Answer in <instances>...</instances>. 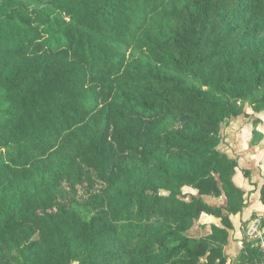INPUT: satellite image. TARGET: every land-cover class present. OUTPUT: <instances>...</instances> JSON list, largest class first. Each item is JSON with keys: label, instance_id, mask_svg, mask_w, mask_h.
<instances>
[{"label": "trees", "instance_id": "trees-1", "mask_svg": "<svg viewBox=\"0 0 264 264\" xmlns=\"http://www.w3.org/2000/svg\"><path fill=\"white\" fill-rule=\"evenodd\" d=\"M247 102L264 0H0V264H225Z\"/></svg>", "mask_w": 264, "mask_h": 264}, {"label": "crops", "instance_id": "crops-1", "mask_svg": "<svg viewBox=\"0 0 264 264\" xmlns=\"http://www.w3.org/2000/svg\"><path fill=\"white\" fill-rule=\"evenodd\" d=\"M254 112L260 119H256V126H253L256 134L252 130L251 138L246 141L236 140V144H233L234 146L232 148H228V146L227 148L221 149V143L218 145L221 151L237 160L239 168L249 171V176L240 186L243 190L244 206L237 214L230 216L233 227L229 230L227 243L224 246L225 254L229 260H236L240 253L242 248V232L248 220L252 217L259 216L262 217L264 222V204L260 201V190L264 187V110ZM260 114L263 117L258 116ZM241 115L234 118L232 126L230 127L231 129L235 130L239 127ZM183 189H187L186 191L190 194L197 195V191L191 187L185 186ZM202 199L213 206H223L226 202L224 196L203 195ZM200 221L220 224L219 217L206 213L201 215ZM237 246L239 252L234 254L232 250H235ZM229 250H231L230 253Z\"/></svg>", "mask_w": 264, "mask_h": 264}, {"label": "rangeland", "instance_id": "rangeland-1", "mask_svg": "<svg viewBox=\"0 0 264 264\" xmlns=\"http://www.w3.org/2000/svg\"><path fill=\"white\" fill-rule=\"evenodd\" d=\"M195 82L198 83V81H195ZM243 113L244 114H242V115L240 114L241 115L240 124H239V127L237 129L233 130L230 128L232 126L234 118H236V117L231 118L227 122V124L222 125V127H221V142H220L221 143V145H220L221 149L227 148L228 146H229L228 148H232V146H234L233 144H236L235 143L236 140L246 141L252 137L253 126H256V123H257L256 121L259 118L255 115V112L252 109L251 104H249L248 102L245 103V105H244V112ZM261 114L258 116H262ZM253 133L256 134V132L254 130H253ZM246 178L247 177H244L242 172L239 170L237 173V176H236V182L241 186L244 183ZM186 190L187 189H182L183 193L190 194ZM78 194L81 195V192L79 191ZM232 251L234 252V254L238 253L239 252L238 246L235 248V250H232ZM230 252H231V250H229V253ZM72 264H76V263H72Z\"/></svg>", "mask_w": 264, "mask_h": 264}, {"label": "built area", "instance_id": "built-area-1", "mask_svg": "<svg viewBox=\"0 0 264 264\" xmlns=\"http://www.w3.org/2000/svg\"><path fill=\"white\" fill-rule=\"evenodd\" d=\"M244 226L241 238V245L250 244V248L258 251V258L241 262L239 260H227L225 264H264V223L261 217L255 216L248 220Z\"/></svg>", "mask_w": 264, "mask_h": 264}]
</instances>
